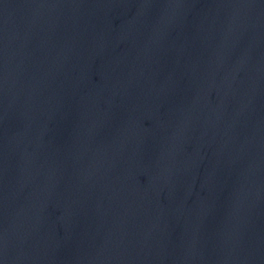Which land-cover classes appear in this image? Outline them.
I'll list each match as a JSON object with an SVG mask.
<instances>
[{"label":"water","instance_id":"obj_1","mask_svg":"<svg viewBox=\"0 0 264 264\" xmlns=\"http://www.w3.org/2000/svg\"><path fill=\"white\" fill-rule=\"evenodd\" d=\"M0 264H264V0H0Z\"/></svg>","mask_w":264,"mask_h":264}]
</instances>
